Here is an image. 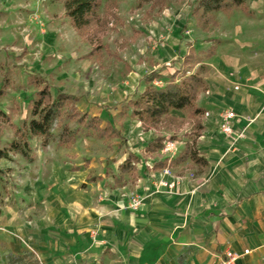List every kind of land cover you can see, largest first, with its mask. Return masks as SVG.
<instances>
[{
    "label": "crops",
    "instance_id": "1",
    "mask_svg": "<svg viewBox=\"0 0 264 264\" xmlns=\"http://www.w3.org/2000/svg\"><path fill=\"white\" fill-rule=\"evenodd\" d=\"M247 7L251 14L241 10L245 17L237 16L240 25L236 15L226 19L229 31L218 37L221 43L206 64L209 70L202 73L205 85L195 103L205 113L199 117L203 128L196 149L208 163L202 166L188 158L152 168L158 160L177 157L192 137L171 140L170 154H163L165 148L146 152L156 133L143 131L135 119L138 154L130 151L140 159L138 169L142 155L147 160L135 182L100 189L92 181L84 189L88 173L101 169L73 159L79 168L67 171V182L57 184L69 192L55 198L53 216L42 213L16 237L12 227L19 214L0 208V262L6 254L9 259L27 251L22 239L40 264H225L228 252L235 255L232 264H264V5ZM185 110L169 114L179 119ZM225 110L236 114L233 127L244 132L242 138L221 131ZM188 120L190 129L184 132L192 136L194 119ZM127 154L116 149L105 157H116L119 167ZM70 155L79 158L76 151ZM165 167L169 174L162 176ZM160 179L174 186H158ZM134 196L139 198L135 207Z\"/></svg>",
    "mask_w": 264,
    "mask_h": 264
},
{
    "label": "rangeland",
    "instance_id": "2",
    "mask_svg": "<svg viewBox=\"0 0 264 264\" xmlns=\"http://www.w3.org/2000/svg\"><path fill=\"white\" fill-rule=\"evenodd\" d=\"M245 1L255 8L264 5V0ZM196 4L197 0H101L97 14L103 27L90 37L77 33L71 26L64 0H0V110L9 122L20 126L29 117L30 101L39 88L29 83L33 76L44 80L52 93L75 95L78 99L74 105L80 111L98 116L102 127L112 124L124 138L98 137L81 128L73 142L77 145L71 149L79 155L76 159L70 155V148L66 149L73 143L58 144L60 128L55 124L51 142L45 148L40 147L36 138L30 141L34 162L29 163L19 155L2 159L0 208L19 214L12 227L16 237L22 233L23 226L42 213L53 216L60 194L69 192L57 184L61 180L67 182V171L79 168L73 159L82 166L93 162L96 171L101 169V175L88 173L83 179L88 183H84V189L92 182L87 181L91 177L97 178L94 182L100 183V189L135 182L138 171L144 168L142 163L147 162L144 155L141 168L123 174L114 164L116 157H105L116 149L122 152L131 149L138 154V130L135 133L132 130L135 119L130 116L127 100L139 95L146 74L155 70L166 77L181 67L190 51L203 57V73L208 72L206 64L210 58L205 54L211 46L217 48L221 43L218 37L229 31L226 19L231 20V15L244 16L239 9L217 11L213 13L214 22L204 28L193 13ZM244 17L242 23L247 22ZM237 21L240 25V19ZM163 80H156L155 84ZM179 117L174 120L171 117V121L165 118L161 125L160 131L166 133L168 143L192 137L184 132L190 129L186 124L188 110ZM66 122L71 128L77 126L73 121L66 119ZM10 123L2 121L0 146L13 138ZM170 152L164 150L163 154ZM20 241L27 251L9 259L6 254V261L0 264H40L35 252Z\"/></svg>",
    "mask_w": 264,
    "mask_h": 264
},
{
    "label": "trees",
    "instance_id": "3",
    "mask_svg": "<svg viewBox=\"0 0 264 264\" xmlns=\"http://www.w3.org/2000/svg\"><path fill=\"white\" fill-rule=\"evenodd\" d=\"M101 5V0H64L65 14L69 18L74 30L92 37L94 33L100 31L103 23L100 21L97 11ZM240 9L250 15L245 0H197L193 9L198 22L205 28L214 22L213 13L217 11H228ZM90 30L93 32L90 33ZM216 48L211 46L206 52V58L215 54ZM198 65L195 69L194 66ZM205 71L203 57L188 52L177 68L166 77L156 72H149L143 77L144 89L135 98L127 100V107L131 109L130 116L140 121L143 131L153 129L156 136L149 141L144 150L146 152H156L165 147V142L169 140L161 133V125L165 118L171 121L170 111L173 109H187L189 116L193 117L194 125L191 132L192 139L185 142L184 149L174 159L165 158L154 162L152 168H160L180 163L190 158L199 165H206L208 162L199 156L196 149L197 137L203 128L200 116L205 113V109L196 105L198 91L204 87L205 83L202 73ZM164 79L161 84H155L156 80ZM29 83L38 86L35 98L31 99L29 106V117L20 126L9 122L8 116L0 110V131L2 121H8L13 131V138L5 145L0 146V161L10 160L12 156L19 155L28 162L34 160L33 150L30 141L33 138L39 140L41 148H45L52 139V128L56 124L60 128L58 135L59 145L72 144L78 137L81 128L90 131L98 137L112 138L119 137L124 140L120 130L112 124L107 123L101 126V119L98 116H91L87 112L80 111L74 104L77 97L73 94L56 91L52 93L50 86L44 80H37L35 77L29 79ZM40 83H42L40 85ZM0 90V94H1ZM69 108L66 112L64 108ZM66 119L77 124L71 128ZM140 161L137 154L128 152L126 159L119 165L120 173L136 170V163ZM4 172L0 168V175ZM96 177H91L87 181H94ZM84 187V184H83Z\"/></svg>",
    "mask_w": 264,
    "mask_h": 264
},
{
    "label": "built area",
    "instance_id": "4",
    "mask_svg": "<svg viewBox=\"0 0 264 264\" xmlns=\"http://www.w3.org/2000/svg\"><path fill=\"white\" fill-rule=\"evenodd\" d=\"M236 114L232 111V110H225L224 112H222L221 116H220V129L223 133L227 134V135H232L234 137L235 140L242 138L244 135V132L242 130L238 131V130H234L233 127V120L235 119ZM171 148V143H167L165 149L169 150ZM161 174L162 176L164 175H168L169 174V170L167 167L163 168L161 170ZM157 185L158 186H167L169 188H172L174 186V184L172 182H168L165 179H160L157 181ZM139 203V198L137 196H134L131 200V205L133 207L137 206ZM247 252V250L245 251ZM227 259L224 261L225 264H232L234 259H235V255L228 252L226 254Z\"/></svg>",
    "mask_w": 264,
    "mask_h": 264
}]
</instances>
